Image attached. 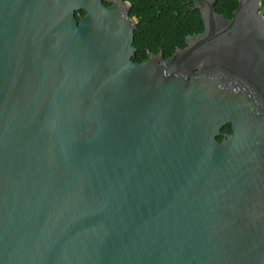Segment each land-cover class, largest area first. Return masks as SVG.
Segmentation results:
<instances>
[{"label": "water", "instance_id": "obj_1", "mask_svg": "<svg viewBox=\"0 0 264 264\" xmlns=\"http://www.w3.org/2000/svg\"><path fill=\"white\" fill-rule=\"evenodd\" d=\"M217 2L135 62L123 0H0V264H264V15Z\"/></svg>", "mask_w": 264, "mask_h": 264}, {"label": "trees", "instance_id": "obj_2", "mask_svg": "<svg viewBox=\"0 0 264 264\" xmlns=\"http://www.w3.org/2000/svg\"><path fill=\"white\" fill-rule=\"evenodd\" d=\"M185 0H131L134 8L140 7L137 14L140 22L135 30L134 45L137 48L135 62H143L149 52L163 50L164 57H170L177 47H186V36L204 31V20L198 8L182 6ZM107 4V3H106ZM239 6V0H218L216 11L231 19ZM176 12H179L176 14ZM260 12L264 15V0ZM85 14V11H81ZM230 125L223 130L230 131ZM222 136L218 137L221 140Z\"/></svg>", "mask_w": 264, "mask_h": 264}, {"label": "flooded vegetation", "instance_id": "obj_3", "mask_svg": "<svg viewBox=\"0 0 264 264\" xmlns=\"http://www.w3.org/2000/svg\"><path fill=\"white\" fill-rule=\"evenodd\" d=\"M124 2H126V3H128V4H130L131 5V7H130V16L131 17H134V19L137 21V26H138V24H139V22H140V16L137 14V10H140V7H136V8H134V14H131V12L133 11V5H132V2H131V0H123ZM107 3V4H106ZM105 4L106 5H110L111 3H108V2H105ZM193 6L194 8H198L199 10H200V12H201V8L203 7V0H185V1H183V3H182V6L183 7H185V6ZM179 12H176V14H178ZM205 26V25H204ZM137 29V28H136ZM200 34V33H199ZM194 35H198V34H194ZM190 36H193V34H189V35H187L186 36V44H187V38L188 37H190ZM135 40V39H134ZM135 46V45H134ZM187 46V45H186ZM179 47H177L176 48V50L178 49ZM185 48V47H184ZM175 50V51H176ZM160 52H163V50H160L158 53H160ZM150 53V52H149ZM175 53V52H174ZM173 53V54H174ZM172 54V55H173ZM163 55H164V52H163ZM227 125H230L229 126V128H230V131H225V130H223L225 127H227ZM233 132V130H232V124L231 123H228V124H225L224 126H223V128L221 129V134L220 135H218V137L219 136H222V139L221 140H218V141H222L224 138H226V137H228L231 133ZM218 137H217V139H218Z\"/></svg>", "mask_w": 264, "mask_h": 264}]
</instances>
